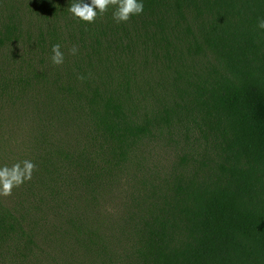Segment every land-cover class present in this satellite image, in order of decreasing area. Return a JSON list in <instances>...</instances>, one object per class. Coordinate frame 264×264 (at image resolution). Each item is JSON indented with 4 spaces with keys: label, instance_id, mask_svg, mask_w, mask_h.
Returning a JSON list of instances; mask_svg holds the SVG:
<instances>
[{
    "label": "trees",
    "instance_id": "obj_1",
    "mask_svg": "<svg viewBox=\"0 0 264 264\" xmlns=\"http://www.w3.org/2000/svg\"><path fill=\"white\" fill-rule=\"evenodd\" d=\"M72 2L0 0V264H264V0Z\"/></svg>",
    "mask_w": 264,
    "mask_h": 264
},
{
    "label": "clouds",
    "instance_id": "obj_2",
    "mask_svg": "<svg viewBox=\"0 0 264 264\" xmlns=\"http://www.w3.org/2000/svg\"><path fill=\"white\" fill-rule=\"evenodd\" d=\"M110 7L114 8L112 18L117 24L128 22L132 16L142 14L144 9L142 0H73L68 11L74 19L91 24L95 22L98 14H105ZM257 28L264 30V19L258 21ZM77 51L78 49L73 46L70 54L76 55ZM51 52V63L55 66L62 65L64 53L61 51V45L59 43L53 45ZM34 171L36 165L30 160L17 162L11 167L7 165L0 167V197L11 196L14 188L32 179Z\"/></svg>",
    "mask_w": 264,
    "mask_h": 264
}]
</instances>
